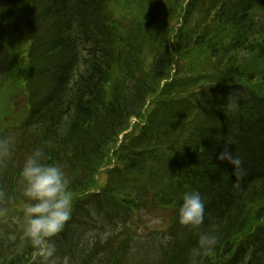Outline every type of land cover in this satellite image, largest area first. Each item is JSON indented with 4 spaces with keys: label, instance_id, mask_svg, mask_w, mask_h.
I'll use <instances>...</instances> for the list:
<instances>
[{
    "label": "trees",
    "instance_id": "1",
    "mask_svg": "<svg viewBox=\"0 0 264 264\" xmlns=\"http://www.w3.org/2000/svg\"><path fill=\"white\" fill-rule=\"evenodd\" d=\"M36 150L69 182L52 257L24 233ZM0 264H264V0H0Z\"/></svg>",
    "mask_w": 264,
    "mask_h": 264
},
{
    "label": "clouds",
    "instance_id": "2",
    "mask_svg": "<svg viewBox=\"0 0 264 264\" xmlns=\"http://www.w3.org/2000/svg\"><path fill=\"white\" fill-rule=\"evenodd\" d=\"M229 107L234 109L236 104ZM43 156L40 150L34 151L26 158L20 172L23 195L31 201L24 209V233L46 257H52L56 249L51 238L59 234L71 219V200L65 173L57 165L43 163ZM218 159L228 162L234 172H243L241 159L233 155L227 146ZM204 213L205 204L200 193L185 192L178 211L179 223L196 228L203 223ZM216 242V237L207 232L199 236V248L205 252H210Z\"/></svg>",
    "mask_w": 264,
    "mask_h": 264
},
{
    "label": "rangeland",
    "instance_id": "3",
    "mask_svg": "<svg viewBox=\"0 0 264 264\" xmlns=\"http://www.w3.org/2000/svg\"><path fill=\"white\" fill-rule=\"evenodd\" d=\"M2 107H4V106H2ZM151 224H153V220H151ZM90 236H91V235H89L88 238H89Z\"/></svg>",
    "mask_w": 264,
    "mask_h": 264
}]
</instances>
